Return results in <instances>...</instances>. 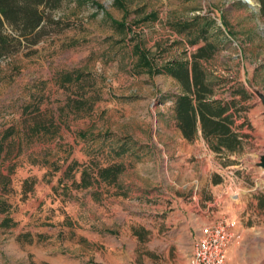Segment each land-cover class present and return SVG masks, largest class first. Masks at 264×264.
I'll return each instance as SVG.
<instances>
[{
	"label": "rangeland",
	"instance_id": "rangeland-1",
	"mask_svg": "<svg viewBox=\"0 0 264 264\" xmlns=\"http://www.w3.org/2000/svg\"><path fill=\"white\" fill-rule=\"evenodd\" d=\"M250 2L62 0L34 43L0 58V264H179L193 228L221 214L242 232L233 263L256 258L264 16ZM203 26L218 44L203 61L215 95L236 99L235 151L212 150L200 131L185 139L172 109L178 83L147 65L187 58ZM76 71L79 80L65 78ZM34 118L57 130L32 128ZM115 161L124 168L114 183H73Z\"/></svg>",
	"mask_w": 264,
	"mask_h": 264
},
{
	"label": "trees",
	"instance_id": "trees-1",
	"mask_svg": "<svg viewBox=\"0 0 264 264\" xmlns=\"http://www.w3.org/2000/svg\"><path fill=\"white\" fill-rule=\"evenodd\" d=\"M62 0H0V58L19 47L22 41L34 43L37 30L46 19V10L57 8ZM259 14L264 16V0H258ZM9 27L10 34L4 32ZM202 44H198L187 58H174L162 66H153L147 62L154 72H164L172 76L179 85V91L172 93V109L175 125L182 136L193 140L200 131L208 146L214 151H235L242 146V136L234 127L232 107L236 106L234 97L225 99L215 95L216 80L208 77L204 60L213 56L218 49L214 40L208 39L206 26L201 27ZM198 43V39L190 41ZM139 51V50H138ZM144 63L146 57L142 56ZM80 71L65 73L68 80H79ZM36 130H50L43 120L33 119L31 126ZM127 147H121L119 153H124ZM123 162H111L105 165L95 163L90 168L81 170L80 179L73 181L76 186L84 187L92 182L104 181L114 183L118 174L123 170ZM0 200V205H5ZM6 206L0 210L5 211ZM6 223L9 218H4Z\"/></svg>",
	"mask_w": 264,
	"mask_h": 264
},
{
	"label": "built area",
	"instance_id": "built-area-1",
	"mask_svg": "<svg viewBox=\"0 0 264 264\" xmlns=\"http://www.w3.org/2000/svg\"><path fill=\"white\" fill-rule=\"evenodd\" d=\"M239 238L237 221L229 215L221 214L201 224L188 264H226L228 247Z\"/></svg>",
	"mask_w": 264,
	"mask_h": 264
},
{
	"label": "crops",
	"instance_id": "crops-1",
	"mask_svg": "<svg viewBox=\"0 0 264 264\" xmlns=\"http://www.w3.org/2000/svg\"><path fill=\"white\" fill-rule=\"evenodd\" d=\"M208 221H210V219H207L206 221L202 222L201 224L206 223ZM201 224H198V226L193 228V230L190 232L193 236V240L197 236V234L199 232V227ZM187 225H188V223H187ZM241 235H242V232L240 231L239 240L242 239ZM239 243L240 242H237L235 244H231L228 247L227 256H226V264H234L233 258L235 256L236 252L237 251L239 252V250H240V244ZM176 244L178 245V248H180L181 247L180 245H182L180 242H176ZM256 253H257L256 258L252 259L251 262H243L240 264H264V244L260 245V247ZM190 254H191V246H188V247L186 246V250L182 254L181 259L179 261V264H188Z\"/></svg>",
	"mask_w": 264,
	"mask_h": 264
},
{
	"label": "water",
	"instance_id": "water-1",
	"mask_svg": "<svg viewBox=\"0 0 264 264\" xmlns=\"http://www.w3.org/2000/svg\"><path fill=\"white\" fill-rule=\"evenodd\" d=\"M244 3H247L250 6H253V4L250 2V0H240ZM259 97L261 99V102L263 104V117H264V94L259 92ZM256 165L261 167L262 171H264V152L259 155V160L256 162Z\"/></svg>",
	"mask_w": 264,
	"mask_h": 264
}]
</instances>
